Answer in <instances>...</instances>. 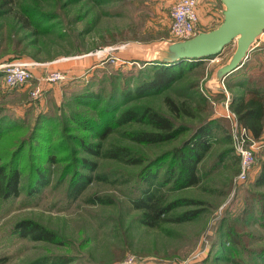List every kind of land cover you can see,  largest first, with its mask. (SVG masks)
<instances>
[{
  "label": "rangeland",
  "instance_id": "374dc122",
  "mask_svg": "<svg viewBox=\"0 0 264 264\" xmlns=\"http://www.w3.org/2000/svg\"><path fill=\"white\" fill-rule=\"evenodd\" d=\"M7 1L11 13L0 15V53L8 37L17 35L23 41L17 53L0 54V119L23 128L2 139L0 160L8 161L19 141L26 139L24 165L44 166L49 180L29 195L26 168L20 175L18 194L0 195V264L36 260L56 264L62 259L65 263L59 264H264V183H257L264 170V136L250 139L253 147L251 141L244 144L254 158L247 177L241 179L237 146L242 131L224 115L230 110L232 94L243 91L229 85L234 79L218 81L215 76L228 62L235 43L212 58L186 60L180 77L166 89L146 86L137 95L132 93L135 87L152 78L162 63L149 61H160L167 45L176 41L170 31V10L176 0ZM22 8L51 19L36 34L13 20L11 15L21 14ZM223 10L219 0H197V30L218 26ZM257 40L264 43V32ZM15 62L30 64L33 79L29 86L4 84V67ZM249 62L246 69L253 63L264 69V50L253 53ZM54 70L64 79L44 84L40 95L33 97L34 88ZM127 89L131 93L124 96ZM166 98L179 108L177 114L170 111ZM117 102L122 105L115 117L130 107H146L169 117L173 128L181 132L162 142L140 143L130 135L156 131L144 122H110L111 132L104 140L82 129L86 125L82 122L93 124L103 106L110 103L111 108ZM45 118L55 120L52 132L58 147L54 151L44 127L34 128ZM210 120L217 122L208 150L197 164L199 183L174 188L167 182L157 189L169 171L179 170L173 151ZM75 138L98 144L101 152L125 147L138 163L86 153ZM51 154L56 161L43 160ZM83 160L90 164L84 165ZM150 171L157 175L150 183L153 199L163 197V206L174 204L155 226L140 221L142 209L135 205L149 184L142 176ZM79 174L91 181L73 198L70 186ZM185 213L195 216L179 220ZM22 220L52 231L55 241L18 236L14 229Z\"/></svg>",
  "mask_w": 264,
  "mask_h": 264
},
{
  "label": "trees",
  "instance_id": "16d2710c",
  "mask_svg": "<svg viewBox=\"0 0 264 264\" xmlns=\"http://www.w3.org/2000/svg\"><path fill=\"white\" fill-rule=\"evenodd\" d=\"M8 4L9 2L7 0H0V15L11 13ZM20 11L21 14L19 15H10L12 16L13 20H15V22H17L21 27L31 28V31L33 32H38V29L42 25V23L46 22V20L48 19H51L49 18L50 16L46 17L45 15L37 17L36 12L30 13L28 12L29 10L23 8ZM22 41V38L17 35H13L11 38L8 37V40H6V46L4 47L3 52H1L0 54H4L6 52L9 53L10 51H19L18 47L22 45ZM261 48L260 50L254 48L253 50H251L250 54L252 55L253 53L260 52ZM262 49L264 50V48ZM251 55L247 57V59L239 68L227 75L224 80L227 79L229 81L234 79V81L229 82V85H232V88L242 89L243 91L240 93H233L230 97V109L235 115V121L237 125L247 129L254 140H260L264 133V70L256 68V64H250V66L246 69V65L250 63L249 61L251 60ZM212 57L214 56H210L208 58ZM149 62L160 63L161 61L150 60ZM183 63H186V60L170 65H166L163 62L160 63V65L157 66L158 70L155 71L154 76L152 78H148L147 81L145 80L139 86H136V91H132V93L135 94L136 92L137 95H139L143 93L141 92V90L146 86L149 88V90L166 89L172 84L174 80H177L180 77V68H182L181 64ZM153 65L154 64H152V66ZM130 93V90L127 89L123 92V95H130ZM86 98L90 99L91 101V98L89 96H86ZM166 101L168 103L170 111L173 114H177L179 112V108L175 106V104H173L169 100V98H166ZM120 102L113 103L111 105V108H109L110 103L109 105L107 104V106H103L98 111V119L96 121H93V124L91 125H88L90 122H82L84 125L86 124L84 127H82V129L92 130L93 132H95V135L98 137V139L104 140L111 132L112 124L110 122H113L114 125H123L132 121L144 122L155 128L156 131H141L135 132L134 134L130 135L133 141L140 143L162 142L167 139H172L181 132L177 128H173V123L169 117L161 115L160 113L146 107H130L123 110L117 115V117H115L114 112L116 108L119 106V104L122 105ZM71 117L72 119H75L73 118V115ZM9 121L10 120L0 119V143L2 139L9 133L23 128L22 124H17L15 121ZM216 122L217 120H210L200 125L194 132L193 136H191V138L185 141L181 147L176 148L173 151L174 158L176 161H178L179 164V170L177 171V173H174V170L172 172L169 171V176L166 179L158 182V185L156 187L157 189H160L167 182H171L174 188H182L199 183V168H197V164L202 159L204 153L208 150V138L210 141L212 128L213 126H215ZM36 124L37 122L34 124L35 129H37L38 127H44L43 133L48 141L49 147L54 151L55 147H58V140H54L55 133L52 132V130L55 129V120L51 118H45L42 125L38 126V124ZM31 136L34 138L35 134L32 133ZM76 139L77 138L72 140L77 142L86 153L104 155L105 157L119 160L126 159V161L130 163H138V160L132 158L128 153L130 151L125 147H118L101 152V150H99L100 146L98 144H87ZM26 141V139H21L19 141L16 150L11 154L8 161L3 163L0 160V195L3 198L16 196L18 194L20 175L23 171H25L26 168H28L29 175L27 184V193L29 195H33L38 190H40L41 187H44L46 184H48V169H46L42 165H24V151L28 146ZM35 141V143H39L38 138H36ZM54 156V154L46 155L43 160L56 161V158ZM82 162L84 165L90 164H87L85 160H83ZM156 178V173H152L151 171L142 176V179L149 184L148 187L145 188L144 191H142V194L135 200V205L137 206V208L142 209L141 215L139 217L140 221H142L143 224L150 226H155L161 215L167 213L171 205H174L170 203L163 206V197H160L158 201L153 199V192L155 191L150 190V183L156 180ZM90 181L91 180L89 176H83L82 174L74 177L70 186L69 195L73 198L76 197L90 183ZM257 181V183L259 184L262 182L264 183V170L259 175ZM194 216L195 215H193L192 213H185L179 218V220H188ZM14 233H16L20 237L28 236L32 237L35 240H43L47 242H54L56 238L52 231L42 227L41 225L31 220H22L17 223L14 229ZM60 262L65 263L64 259H62ZM60 262L55 263L59 264ZM47 263L48 262H46L45 260H36L28 264Z\"/></svg>",
  "mask_w": 264,
  "mask_h": 264
},
{
  "label": "water",
  "instance_id": "95a60500",
  "mask_svg": "<svg viewBox=\"0 0 264 264\" xmlns=\"http://www.w3.org/2000/svg\"><path fill=\"white\" fill-rule=\"evenodd\" d=\"M223 19L215 28L200 31L186 40L170 42L161 62L173 64L183 60H202L220 54L235 43L227 63L216 71L221 81L247 59L257 38L264 32V0H220Z\"/></svg>",
  "mask_w": 264,
  "mask_h": 264
},
{
  "label": "built area",
  "instance_id": "2783aa9c",
  "mask_svg": "<svg viewBox=\"0 0 264 264\" xmlns=\"http://www.w3.org/2000/svg\"><path fill=\"white\" fill-rule=\"evenodd\" d=\"M198 14H197V0H176L172 5L170 10V20L171 27L170 31L175 36V40H186L191 38L195 34L199 32L197 30L198 24ZM30 64L27 62H15L8 64L4 67V75L5 80L4 84L8 87L23 85L29 86L32 82L33 74L30 68H28ZM30 67V66H29ZM64 75L60 73L58 70H54L45 76L44 80L39 83L40 86H37L33 90V97H37L43 90V85L46 83H52L55 81H59L64 79ZM227 108V107H226ZM225 117L229 118L234 122L233 125L238 127L235 121V115L228 108L226 109ZM240 127V126H239ZM241 128L242 131V142L237 146L238 152L241 154V179H245L247 177V173L251 169V165L253 164V152L250 149L244 147V144L248 141H251L250 147H253L252 143L253 138L249 131L245 128ZM252 139V140H250Z\"/></svg>",
  "mask_w": 264,
  "mask_h": 264
},
{
  "label": "crops",
  "instance_id": "0c3cea01",
  "mask_svg": "<svg viewBox=\"0 0 264 264\" xmlns=\"http://www.w3.org/2000/svg\"><path fill=\"white\" fill-rule=\"evenodd\" d=\"M256 42L258 43V45L255 46L254 48H257V49H259V50H260L261 47L264 48V43H263V44H260V42H259L258 40H257ZM257 43H255L254 45H256ZM254 48H253V49H254ZM262 48H261V50H263ZM253 49H252V50H253ZM250 53H251V52H250ZM250 53H249L248 56L251 55ZM259 54H260V52L255 53V55H259ZM251 56H252V55H251ZM253 64H254V63H253ZM261 69H263V67H261ZM263 70H264V69H263ZM230 111H231V109H230ZM263 136H264V133H263ZM263 136H262V137H263Z\"/></svg>",
  "mask_w": 264,
  "mask_h": 264
}]
</instances>
